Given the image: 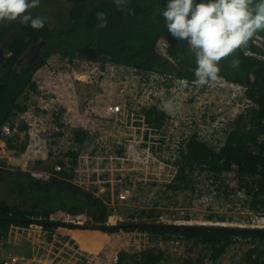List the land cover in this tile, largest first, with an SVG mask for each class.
<instances>
[{
  "label": "trees",
  "instance_id": "16d2710c",
  "mask_svg": "<svg viewBox=\"0 0 264 264\" xmlns=\"http://www.w3.org/2000/svg\"><path fill=\"white\" fill-rule=\"evenodd\" d=\"M167 3L168 0H40L37 7L28 11L32 17L45 18L43 27L36 29L30 22L22 23L19 19L4 22L0 27V142L15 150L13 144L19 134L5 136L2 127L8 124L13 129L16 118L27 111L25 96L37 91L34 76L52 56L107 61L170 79L196 82L195 52L186 40L173 37L166 28L162 12ZM255 3L252 0L251 6ZM256 36L264 39V29L246 46L222 58L218 73V77L229 83L245 86L252 104L237 116L218 149L199 140L195 134L190 136L179 152L175 177L165 189L191 187L194 190L192 175L196 171L212 177L234 174L247 191L251 209L256 213L264 209V61L257 57L264 55V43L261 47L254 45L252 39ZM246 51L254 55H247ZM143 115L153 128H160L165 119V114L155 106L145 109ZM25 129L26 124L17 125L18 133ZM84 134L74 131L73 140L82 144ZM24 141L19 142L18 153L25 150L27 138ZM69 155L76 158L77 154L70 151ZM48 166L38 164L37 167L50 174L44 180L34 172L7 170L0 161V185L14 201L10 207L6 200L0 204V217L16 219H0V239L6 238L11 225L27 227L37 222H63L72 225V230L80 231L108 223L115 211V195L107 192L97 196L74 184L66 172L54 173L53 165ZM60 213L64 220L54 221L52 218ZM80 214L86 217L84 224L73 225L72 220ZM132 219L157 222L159 216L151 210H141ZM39 225L47 231L58 228L46 223ZM98 231L108 235L139 231L163 242L175 239L181 241L185 254L195 248L208 251L211 263L233 244L234 237L250 239L255 246L247 251L241 264H264V231L198 227H125ZM81 255L84 257L85 253ZM166 256L165 251L155 247L134 253L121 250L115 264H163ZM198 257L200 254L195 258L187 254L178 264H198Z\"/></svg>",
  "mask_w": 264,
  "mask_h": 264
},
{
  "label": "rangeland",
  "instance_id": "374dc122",
  "mask_svg": "<svg viewBox=\"0 0 264 264\" xmlns=\"http://www.w3.org/2000/svg\"><path fill=\"white\" fill-rule=\"evenodd\" d=\"M4 22L10 23L7 19L0 20V27ZM146 75L107 61L50 57L34 76L37 91L31 97L25 96L28 106L25 114H28L24 118L19 115L15 120L23 125L19 122L28 119L32 126L27 127L35 136L32 135L33 139L28 140L20 153L16 148L21 141L18 139L13 144L15 150L11 151V157L3 161L5 168L32 172L31 162L36 159L27 151L29 143H38L39 147L34 148L46 154V147L53 145L55 138L64 136L68 140L78 130L85 133V140L82 144L73 140L76 158L64 150L57 161L68 162L70 167L65 172L74 184L95 193L104 186L106 194L115 195L113 215L118 219H110L108 224L139 221L132 218L141 210H151L159 216L160 223L250 228V215L264 216V209L259 213L251 209L247 191L234 174L212 177L196 171L192 175L194 190L164 188L174 179L179 152L190 136L195 134L212 146L222 142L237 116L252 104L245 86L221 78L205 85L175 79L166 86L165 81L153 83ZM40 94L47 97V102L53 99L47 110L38 106ZM113 104L123 105L133 115L108 117L106 108ZM152 106L165 114L160 128L141 121L143 111ZM53 162L51 159L47 164L50 166ZM126 190L127 200L118 201V193ZM221 190L227 193L223 200L213 194ZM5 200L9 207L13 205L6 188L0 185V204ZM52 219L62 221L64 216L60 213ZM26 238L24 234L11 238L9 243L4 241L6 254L22 263L38 253L37 245ZM102 243L104 250L93 253L96 247L89 248L91 254L87 253L88 257H83V263L78 264H110L121 250L134 253L150 247L166 252L163 264H178L187 254L194 258L200 254L198 264H241L247 251L255 246L254 242L233 243L211 263L209 252L204 249L195 248L185 254L181 241L163 242L139 231L121 232Z\"/></svg>",
  "mask_w": 264,
  "mask_h": 264
},
{
  "label": "clouds",
  "instance_id": "9594fccd",
  "mask_svg": "<svg viewBox=\"0 0 264 264\" xmlns=\"http://www.w3.org/2000/svg\"><path fill=\"white\" fill-rule=\"evenodd\" d=\"M39 4L40 0H0V20L19 19L39 29L45 18L32 17L28 11ZM251 5L252 0H168L162 12L166 28L195 52L198 84L216 81L219 61L264 29V0Z\"/></svg>",
  "mask_w": 264,
  "mask_h": 264
},
{
  "label": "built area",
  "instance_id": "2783aa9c",
  "mask_svg": "<svg viewBox=\"0 0 264 264\" xmlns=\"http://www.w3.org/2000/svg\"><path fill=\"white\" fill-rule=\"evenodd\" d=\"M252 43L256 46L261 47V45L264 43V39L260 36H256L252 39ZM246 54L254 55L247 51H246ZM257 57L264 61V55L263 56L258 55ZM139 72L147 73L146 78L149 79V81H152L153 83L158 82V81H161V82L165 81L166 86H167L169 82L170 83H172L173 81L175 82V79H170L169 76L167 77L161 76L156 73L141 71V70H139ZM179 81L183 82V80H179ZM31 96H32V93H29L28 97H31ZM38 101H39L38 106H40L42 109L47 110L48 104L51 103L53 99H50V102H47L48 101L47 97H44L43 94H40V96L38 97ZM106 114L110 118H117V117L128 118L129 115L130 116L133 115L132 113L129 114V110L128 109L126 110V107H124L123 105H114V104L109 105L106 108ZM141 121L145 122V118L143 117ZM26 124L28 125V127L32 126V124L31 123L28 124L27 121H26ZM17 125L18 124H16L13 129H11L8 124L4 125L2 127V133L5 136H13L14 134H19L17 131ZM55 130L59 131L57 128ZM28 134H30V137L32 135L35 136L34 132H32V129L30 128H28ZM197 137L199 140H201L199 136ZM201 141L205 142L204 140H201ZM224 141H225V138H223L220 144L218 145L214 144L213 146L209 144L208 142L206 143L212 146V148L218 149L219 147L223 145ZM29 147L30 148L32 147V149L34 148V146H31V145H29L28 148ZM45 147H46V144H45ZM64 150H69V151H74V152L77 151V147H76L75 142L73 141L72 134H70L68 140H65L64 136L57 137L55 138L53 145L48 144V147H46V152L49 153L48 154L49 157L54 161L53 162V172L54 173L65 172L70 167L68 162L64 159H62L60 162L57 161L58 155ZM34 173L37 174V172H34ZM37 175L42 176L44 180H46L47 178V174L45 173H39ZM105 193H106L105 187L101 186L99 187L96 195L103 196ZM213 194H216L217 197H219L218 199H221V200L225 198V194L227 195V193L224 192V190L213 191ZM128 195H129V192L126 190L123 192H119L116 198L118 199V201H126ZM110 219H114L117 221L118 216H115L112 214L108 218V220ZM85 220H86V217L83 214H80V215L75 216V218L72 220V224L75 226H82ZM249 221L251 223V225H249L250 228L264 229V216H257V215L251 214L248 222ZM28 227L31 228L32 230L36 229L39 232V234L36 235V240L32 239L33 245H37L36 250L38 253L36 254L33 253L29 257L30 259H27L26 262H22V263L19 260H15L11 258V256H8L6 254L5 249L3 247L4 241L7 240V243H9V241H11V238H16L19 235H24V234L26 235L27 239H31L30 236L27 235V231L24 230L23 227L11 225L6 238L0 239V264H78L79 262H82V260L84 259L81 253H85V252L81 251L79 247L74 246L75 244H73L67 236L60 233L59 232L60 227L52 231H47L43 229L40 225L35 224V223L30 224L29 226H27V228ZM248 242H250V239H243L239 237L233 238V243H236V244H245ZM40 249H42V251L39 253ZM84 257L87 258L88 254L85 253ZM116 260L117 258L115 255L111 259V263L115 264Z\"/></svg>",
  "mask_w": 264,
  "mask_h": 264
},
{
  "label": "crops",
  "instance_id": "0c3cea01",
  "mask_svg": "<svg viewBox=\"0 0 264 264\" xmlns=\"http://www.w3.org/2000/svg\"><path fill=\"white\" fill-rule=\"evenodd\" d=\"M23 114H21L20 117L24 118L25 115L28 114V113H26V114L23 113ZM26 121L28 122V124H30L28 119H25L24 122L21 121L19 123L26 124ZM26 126H28V125L26 124ZM25 138H27V142H28V140L30 142L33 139V137L32 136L30 137V134H28V129L27 130L25 129V130H22V131L19 130V135H18L19 141L22 142V141H24ZM18 139H15V142ZM29 145L34 146V147H35V145H37V147H39L38 143H36V144L34 143V145L29 143L28 146ZM29 150H30V153L32 152L33 159H36L35 161L33 160L31 162L32 164H34V165H32V172H35L37 170V173H45V172H42L41 170H38L37 167H38V164H42V165H47L48 166L47 163L51 162V159H50L49 155L47 153L45 154L44 152L43 153L40 152V150H38L36 148L32 149V148L29 147V148H27V151H29ZM11 151L12 150L8 149L4 143L0 142V160L1 161H4V159H8L9 160V158L11 157L10 156ZM50 165L52 166L53 164H50ZM45 174H47L46 180H48V178L50 177V174L49 173H45ZM23 229L27 231V235L30 236L31 239L36 240V235L39 234L38 230H36V229L32 230L29 227L28 228L27 227H23ZM59 231L63 235L67 236L72 241L73 244L77 245L79 247V249H81V251H83L85 253H90L88 251V249L92 248L94 250L95 247H96V252H93V253H98V252L104 250L103 249L104 244L102 242L104 240L108 239L109 237L114 236V235H108V234H105V233H102V232H99V231H87V230L78 231V230H72L70 228H63V227H60ZM27 240H29V239H27Z\"/></svg>",
  "mask_w": 264,
  "mask_h": 264
},
{
  "label": "water",
  "instance_id": "95a60500",
  "mask_svg": "<svg viewBox=\"0 0 264 264\" xmlns=\"http://www.w3.org/2000/svg\"><path fill=\"white\" fill-rule=\"evenodd\" d=\"M0 219H8L12 220L13 218L11 217H0ZM16 220V219H13ZM26 221V220H24ZM38 225L41 223H46L50 225H56L57 227H63V228H70L73 229L72 225H67L63 222H37ZM125 227H165V228H187V227H198V228H203V229H217V230H230L234 232H258V231H264V229H257V228H246V227H225V226H205V225H184V224H167V223H160V222H151V221H133V222H119L118 224H106V225H99V226H94V227H88L86 230L87 231H98V230H104L108 228H118L122 229Z\"/></svg>",
  "mask_w": 264,
  "mask_h": 264
}]
</instances>
